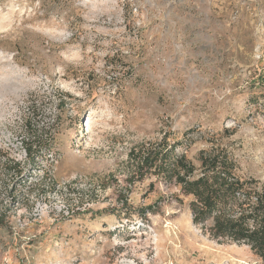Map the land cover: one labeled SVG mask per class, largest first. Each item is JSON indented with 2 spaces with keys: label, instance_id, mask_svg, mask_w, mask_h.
I'll return each instance as SVG.
<instances>
[{
  "label": "rangeland",
  "instance_id": "rangeland-1",
  "mask_svg": "<svg viewBox=\"0 0 264 264\" xmlns=\"http://www.w3.org/2000/svg\"><path fill=\"white\" fill-rule=\"evenodd\" d=\"M164 136L264 183V0H0V264H262L129 180Z\"/></svg>",
  "mask_w": 264,
  "mask_h": 264
},
{
  "label": "trees",
  "instance_id": "trees-1",
  "mask_svg": "<svg viewBox=\"0 0 264 264\" xmlns=\"http://www.w3.org/2000/svg\"><path fill=\"white\" fill-rule=\"evenodd\" d=\"M128 157L129 180L153 177L173 183L188 198L194 225L211 239L248 246L264 264V183L240 176L227 149L212 145L201 151L196 168L164 136L132 148Z\"/></svg>",
  "mask_w": 264,
  "mask_h": 264
}]
</instances>
